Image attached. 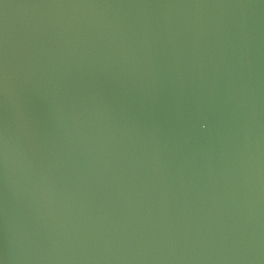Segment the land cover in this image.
<instances>
[{"label":"water","instance_id":"water-1","mask_svg":"<svg viewBox=\"0 0 264 264\" xmlns=\"http://www.w3.org/2000/svg\"><path fill=\"white\" fill-rule=\"evenodd\" d=\"M0 264H264V0H0Z\"/></svg>","mask_w":264,"mask_h":264}]
</instances>
